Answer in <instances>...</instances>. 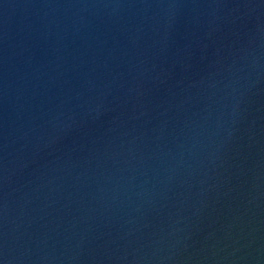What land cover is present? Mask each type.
<instances>
[{
    "label": "water",
    "instance_id": "95a60500",
    "mask_svg": "<svg viewBox=\"0 0 264 264\" xmlns=\"http://www.w3.org/2000/svg\"><path fill=\"white\" fill-rule=\"evenodd\" d=\"M0 264H264V0H0Z\"/></svg>",
    "mask_w": 264,
    "mask_h": 264
}]
</instances>
